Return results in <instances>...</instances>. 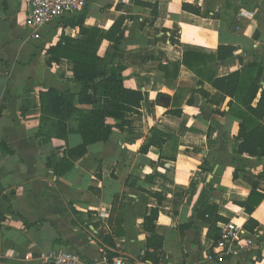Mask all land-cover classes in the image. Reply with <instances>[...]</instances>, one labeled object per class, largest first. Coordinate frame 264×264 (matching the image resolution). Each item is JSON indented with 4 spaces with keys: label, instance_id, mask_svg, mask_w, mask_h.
I'll return each mask as SVG.
<instances>
[{
    "label": "crops",
    "instance_id": "obj_1",
    "mask_svg": "<svg viewBox=\"0 0 264 264\" xmlns=\"http://www.w3.org/2000/svg\"><path fill=\"white\" fill-rule=\"evenodd\" d=\"M183 3L198 6L200 14L183 10ZM28 8L25 0H0V264H51L39 258L51 250L74 251L88 264H264V198L250 215L257 222L247 231L257 237L254 246L221 262L207 259L214 243L210 221L195 209L216 205L227 219L216 228L227 222L243 228L249 215L237 201L253 183L264 194V157L235 152L238 122L230 98L217 101L208 82L199 85L182 64L172 68L182 47L170 42L175 35L206 52L219 44L237 47L234 58L213 64L217 75L251 61L264 69V0H89L86 26L107 30L124 17L118 48L102 40L97 54L108 57L109 72L121 68L124 86L143 97L129 128L120 131L118 120L106 117L110 138L74 158L66 150L81 144L79 133L59 139L38 130L42 92L78 90L73 62L49 64L47 49L62 35L79 37V27L64 23L68 14L34 30L24 22ZM77 107L109 110L110 103L101 97ZM152 127L167 137L141 151ZM145 191L164 198L158 203ZM155 207L157 250L146 246L143 228V216Z\"/></svg>",
    "mask_w": 264,
    "mask_h": 264
},
{
    "label": "trees",
    "instance_id": "obj_2",
    "mask_svg": "<svg viewBox=\"0 0 264 264\" xmlns=\"http://www.w3.org/2000/svg\"><path fill=\"white\" fill-rule=\"evenodd\" d=\"M155 8L156 5L153 4ZM182 9L193 14H200L199 7L189 3H183ZM85 8L74 13L64 23L70 26L79 27V37L72 38L62 35L60 40L47 49L48 63L59 62L60 59H68L73 62V78L77 83L78 90L66 89L63 91L55 87H48L40 96L41 116L38 135L50 138L65 139L70 132L79 133L82 142L80 145L66 150L68 158L81 157L86 153V147L96 142H105L110 138L112 128L105 123L106 117H112L118 122L115 127L120 131L129 128L133 116L140 115V103L142 92L137 89H130L124 86V77L121 68L111 73L108 71L109 60L107 56L100 57L97 54L98 47L102 40L112 43L115 49L118 48L123 37L122 23L124 17H118L107 29H100L94 26L84 25ZM171 35L170 42L182 47L181 62L172 63L176 71L182 64L198 77V84L208 82L216 91L215 99L222 101L226 97L229 112L238 122L236 139L239 143L236 153L249 157H264V87L261 85V78L264 73L263 67L256 61L243 65L240 69L224 75H217L215 65L234 58L237 47L233 45L219 44L214 52H206L199 48L180 44ZM204 97L208 93L200 90ZM106 97L109 99L110 109L91 108L80 109L78 105H95L97 98ZM180 114V112H176ZM75 124L71 125L70 121ZM167 137L166 133L152 127L150 135L145 139L140 150L146 151L150 146H161ZM66 162V166H70ZM236 172L233 173V178ZM153 196L160 203L164 198L160 193L145 191ZM264 194L257 190L256 183L251 185V190L244 200L237 201L243 207L249 218L243 225L246 231H253L257 222L250 216L255 207L263 200ZM196 213H205L210 221L208 236L217 241L220 237V230L215 227L217 221H224L219 216L217 206L210 203H200L195 209ZM158 216V207L151 208L149 214L143 216V228L147 233L146 246L160 249L162 237L156 234L155 222ZM116 225L120 223L117 220ZM106 243L113 247L114 243L109 237ZM148 257L151 255L146 254ZM109 256V255H108Z\"/></svg>",
    "mask_w": 264,
    "mask_h": 264
},
{
    "label": "built area",
    "instance_id": "obj_3",
    "mask_svg": "<svg viewBox=\"0 0 264 264\" xmlns=\"http://www.w3.org/2000/svg\"><path fill=\"white\" fill-rule=\"evenodd\" d=\"M28 11L25 25L39 30L53 20H58L68 14H74L84 9L89 0H25ZM257 241L254 233L245 231L240 225L227 222L220 227V237L213 243L212 251L207 254L208 260L223 261L233 256L244 247H251ZM39 258L51 264H88L77 253L70 250H51L39 253ZM102 260L107 262L104 255ZM114 264H120L115 260Z\"/></svg>",
    "mask_w": 264,
    "mask_h": 264
}]
</instances>
